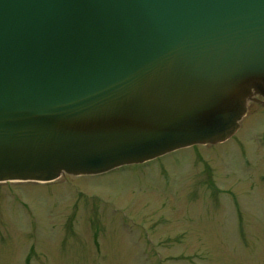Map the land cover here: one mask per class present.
Instances as JSON below:
<instances>
[{
	"label": "water",
	"instance_id": "1",
	"mask_svg": "<svg viewBox=\"0 0 264 264\" xmlns=\"http://www.w3.org/2000/svg\"><path fill=\"white\" fill-rule=\"evenodd\" d=\"M264 108V0H0V184L214 146Z\"/></svg>",
	"mask_w": 264,
	"mask_h": 264
},
{
	"label": "rangeland",
	"instance_id": "2",
	"mask_svg": "<svg viewBox=\"0 0 264 264\" xmlns=\"http://www.w3.org/2000/svg\"><path fill=\"white\" fill-rule=\"evenodd\" d=\"M0 264H264V109L217 146L0 184Z\"/></svg>",
	"mask_w": 264,
	"mask_h": 264
},
{
	"label": "flooded vegetation",
	"instance_id": "3",
	"mask_svg": "<svg viewBox=\"0 0 264 264\" xmlns=\"http://www.w3.org/2000/svg\"><path fill=\"white\" fill-rule=\"evenodd\" d=\"M254 100L255 101L253 103H251V104H256V105L260 106V104L258 103V101L261 100V99L258 97V98H255Z\"/></svg>",
	"mask_w": 264,
	"mask_h": 264
}]
</instances>
